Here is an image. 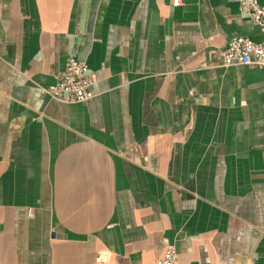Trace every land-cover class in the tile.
I'll return each mask as SVG.
<instances>
[{"label":"crops","instance_id":"obj_1","mask_svg":"<svg viewBox=\"0 0 264 264\" xmlns=\"http://www.w3.org/2000/svg\"><path fill=\"white\" fill-rule=\"evenodd\" d=\"M264 6V0H258ZM264 38L236 0H0V264H264ZM69 57L93 99L42 94Z\"/></svg>","mask_w":264,"mask_h":264},{"label":"built area","instance_id":"obj_2","mask_svg":"<svg viewBox=\"0 0 264 264\" xmlns=\"http://www.w3.org/2000/svg\"><path fill=\"white\" fill-rule=\"evenodd\" d=\"M239 11L246 15L264 38V6L258 0H236ZM178 0H173V6ZM223 68L247 66L264 69V39L254 41L248 37L235 36L219 52ZM94 74L90 73L84 61L69 57L63 72L52 85L41 88L46 97L61 104H84L93 99ZM178 253L173 244H167L162 256L151 264H177Z\"/></svg>","mask_w":264,"mask_h":264}]
</instances>
